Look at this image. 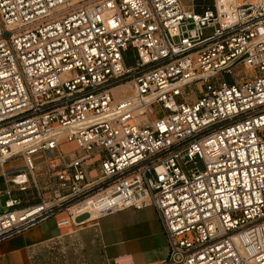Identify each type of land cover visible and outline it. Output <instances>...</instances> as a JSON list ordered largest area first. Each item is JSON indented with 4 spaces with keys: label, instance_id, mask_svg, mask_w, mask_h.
I'll return each mask as SVG.
<instances>
[{
    "label": "built area",
    "instance_id": "1",
    "mask_svg": "<svg viewBox=\"0 0 264 264\" xmlns=\"http://www.w3.org/2000/svg\"><path fill=\"white\" fill-rule=\"evenodd\" d=\"M39 157L52 197L0 188V241L153 205L161 264H264V0H0V177L37 186Z\"/></svg>",
    "mask_w": 264,
    "mask_h": 264
},
{
    "label": "crops",
    "instance_id": "2",
    "mask_svg": "<svg viewBox=\"0 0 264 264\" xmlns=\"http://www.w3.org/2000/svg\"><path fill=\"white\" fill-rule=\"evenodd\" d=\"M97 216L75 223L66 211H60L10 235L0 241V264H161L166 261L168 238L153 205L127 207Z\"/></svg>",
    "mask_w": 264,
    "mask_h": 264
},
{
    "label": "rangeland",
    "instance_id": "3",
    "mask_svg": "<svg viewBox=\"0 0 264 264\" xmlns=\"http://www.w3.org/2000/svg\"><path fill=\"white\" fill-rule=\"evenodd\" d=\"M183 2L186 5H191L194 2L197 4H204V5L211 4V0H194V1L193 0H183ZM133 60H134V57L132 56V50L129 49L125 55V62L127 64H130L133 62ZM226 78L228 80H232L234 79V75H227ZM195 89H196L195 85H191L186 88V91H188L189 93H192V91H195ZM186 98L188 100H193L195 98V95L194 94L186 95ZM148 112L151 117H155L156 115H159L160 114L159 106L157 104L150 105ZM70 147L72 148L73 146L69 144H65L62 146V149L64 152L72 153L73 148L71 150L69 149L65 151V148H70ZM69 155H70L69 153L66 154L65 156L66 161L68 160ZM36 162H37V165L35 167V179L37 182V186H34L33 183L30 181L29 187L26 191H23V192L17 191L16 187L13 184L5 183L4 179L0 177V188L1 189H6L10 187L12 190L11 193L13 195L20 196L22 204L19 207L34 204V203L39 202L41 199H48L52 197L50 185L55 182V178L52 175V172L48 171V165L43 160V158H40V157L37 158ZM20 164H21V157L17 155L8 160L6 167L17 166ZM0 171H2V169H0ZM4 198H5L4 194L0 195V212H2V210L4 209L2 206ZM144 264H157V263H144Z\"/></svg>",
    "mask_w": 264,
    "mask_h": 264
},
{
    "label": "bare ground",
    "instance_id": "4",
    "mask_svg": "<svg viewBox=\"0 0 264 264\" xmlns=\"http://www.w3.org/2000/svg\"><path fill=\"white\" fill-rule=\"evenodd\" d=\"M112 91H113L115 96H122V95H127V94L129 96L132 95V91L129 88V83H126V84L124 83V84H121V85H119L117 87H114L112 89ZM142 118H146V116L143 115ZM72 148L71 147L70 148H65V151H67L69 149L71 150ZM76 208L77 207H73V208H71V210H75ZM82 213H85V212H82ZM77 215H81V214H77ZM97 215H98L97 211H90V214L87 213V214L83 215L81 218H85L86 219V218H90V217H95Z\"/></svg>",
    "mask_w": 264,
    "mask_h": 264
}]
</instances>
